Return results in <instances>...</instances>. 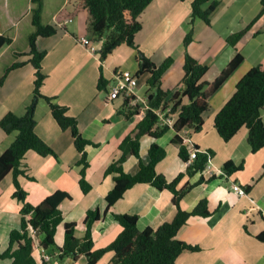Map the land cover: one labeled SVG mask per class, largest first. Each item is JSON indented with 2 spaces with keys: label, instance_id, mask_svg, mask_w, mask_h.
<instances>
[{
  "label": "crops",
  "instance_id": "crops-1",
  "mask_svg": "<svg viewBox=\"0 0 264 264\" xmlns=\"http://www.w3.org/2000/svg\"><path fill=\"white\" fill-rule=\"evenodd\" d=\"M220 6L215 11L211 24L202 18H192L193 0H153L141 14L142 30L136 36L139 49L155 62L161 64L169 56H174V63L166 71L163 88L169 92L184 88V62L188 51L209 69L204 80H214L238 52L245 55L241 65L230 75L210 99V108L204 113L205 123L200 131L185 127L180 131L182 137H189L193 144L203 151L214 152L213 164L223 169L226 161L233 159L237 164L244 163V168L228 176L210 177L198 172L186 174L178 184L182 188L186 183H195L194 187L182 198L184 209L192 210L204 198L209 201L213 212L208 217L191 216L180 229L178 237L193 244H199L200 250H185L179 257V264H264V242L256 236L264 230V147L257 152L249 143V129L244 126L230 140L220 135L215 117L236 90L240 79L249 69L264 63V32L255 34L264 24L262 17L240 42L233 46L227 37L247 26L259 13L262 0H219ZM208 4H205L207 6ZM33 0H0V32L13 38L11 44L0 48V79L16 61L29 60V56L17 55L28 52L32 24ZM174 10L176 13H174ZM51 11V12H50ZM49 12V13H48ZM49 14L47 22L58 26V32L48 37H40L38 45L47 54L43 60V70L47 74L42 87L44 94L54 96L61 105L68 107V113L78 119L83 136L93 141L86 146L90 166L87 179L92 190L85 193L80 185L83 165L78 161L83 153L75 144L72 129H63L55 119L50 104L44 98L36 107V131L56 151L57 155H41L35 150L26 154L25 162L29 165L28 173L35 179L22 175L23 186L29 191V201L39 204L48 195L58 189L71 193L72 198L64 201L62 208L67 221L77 222V236L86 233L85 218L87 211L99 207L106 211L107 194L115 186L114 174H107L108 167L121 158V143L127 136L138 131L140 121L146 115L144 102L148 97V74L139 77L137 102L142 107L133 111L135 103L126 106L125 97L120 95L109 99L111 84L118 69L130 70L136 74L140 63L138 49L126 44L117 47L103 63L101 54L104 38L97 39L91 28V14L84 0H43L42 19ZM28 17L26 28L23 26ZM72 19V20H71ZM193 30L191 42L186 46L184 39ZM178 31V32H177ZM87 37L96 43L99 50H92L79 40ZM24 41L25 47L19 42ZM109 80L107 86L99 87L101 74ZM36 79V68L30 62L14 68L6 74L0 83V120L9 112L23 115L32 103ZM171 97V95H170ZM184 101H188L184 98ZM173 105L160 107L161 117L171 116L174 123L178 112H171ZM163 123V120H162ZM178 131L174 124L162 136L150 134L141 138L140 156L129 155L123 166L127 172L136 173L140 161H150L149 150L154 142L166 148V156L157 164L159 173L172 181L186 167L179 154V148L173 143ZM17 132L7 133L0 126V156L16 139ZM204 181L199 182L202 176ZM234 183L247 186L253 184L245 194H239ZM245 188V187H244ZM15 191L14 176L10 172L0 183V246H9L10 232L19 228L22 221L23 203L13 196ZM174 192L160 189L151 183H137L126 191L122 198L111 207L104 217L94 226L95 247L107 246L121 233L123 227L115 218L114 212L137 214L138 226L159 227L166 221H172L177 213L173 202ZM58 247L65 242V226L62 224L56 234ZM42 260L39 248L36 250ZM48 255H58L57 249H48ZM54 254V255H53ZM115 252H107L97 264H116ZM57 260V259H56ZM68 264H87L86 255L77 261L66 260ZM56 264H60L57 263ZM53 263V264H55ZM0 264H11L10 259Z\"/></svg>",
  "mask_w": 264,
  "mask_h": 264
},
{
  "label": "trees",
  "instance_id": "trees-1",
  "mask_svg": "<svg viewBox=\"0 0 264 264\" xmlns=\"http://www.w3.org/2000/svg\"><path fill=\"white\" fill-rule=\"evenodd\" d=\"M86 7L91 14L90 28L97 39L104 42L100 49L101 70L106 58L120 45L127 43L137 48L140 53L138 76L148 74L149 85L148 97L144 105L146 115L138 125V131L133 136H127L121 143L123 155L113 162L107 169V174H114L115 186L107 194L108 206L106 211L99 207L87 211L85 218L86 233L84 237L77 236V222L67 221L62 208L64 201L72 198L70 192L62 189L56 190L48 195L39 204L29 201V191L23 186L20 177L30 176L29 165L25 162L26 154L35 150L41 155H57L55 149L47 143L36 131V107L38 101L44 98L50 104L52 113L63 129H72L75 137L76 147L83 153L78 161L83 165L80 185L85 193L92 190V184L87 179V170L90 162L86 152V146L93 143L83 136L78 125V119L68 113V107L61 105L54 96L43 93L42 87L47 74L43 70V60L47 51L41 50L38 45L40 37H48L58 32V26L52 23H43L42 10L43 0H33L32 23L35 30L29 36L28 52L17 55L29 56V60L16 61L7 69V73L17 67L30 62L36 68V79L32 103L27 107L23 115L14 111L7 112L0 120V126L7 132H17L16 139L0 156V183L10 173H13L15 191L13 196L23 203L22 221L19 228L10 232L9 246L2 249L0 246V261L10 259L11 264H65L66 259L72 258L77 261L81 255L88 258L87 264H97L98 261L109 251H114L113 262L116 264H179L178 257L185 250H200L199 244H193L178 237L180 229L189 221L191 216L212 215L207 198L202 199L194 209L187 210L181 205L182 198L194 187L195 183H186L182 188L178 184L186 174L194 175L203 172L208 163L209 154L214 157L211 149L207 152L200 151L193 163L186 165L185 169L172 181L157 170V164L167 154L165 147L154 142L149 150L150 161H140L139 170L136 173L127 172L124 169V162L129 155L140 156L141 138L150 134L155 137L162 136L171 127V124L162 123L157 109L164 104H172L171 112H178L174 128L178 131L173 138V143L179 148V154L185 163L190 158L191 147L180 135L185 127H191L194 131L202 130L205 117L204 113L210 108V99L230 75L241 65L245 55L241 52L235 54L228 65L212 81L204 80L209 69L208 64L202 63L188 51L186 52L183 78L184 88L169 92L163 88V78L174 63L173 56H169L158 64L151 57H148L140 49L136 42L137 34L142 30L143 23L141 14L153 0H84ZM205 4H208L205 6ZM220 6L219 0H193L192 21L196 18L204 19L211 24L212 17ZM264 17V0L262 7L256 17L244 28L235 31L227 37L228 43L236 46L238 42L248 33L253 26ZM264 32L263 26L255 32ZM193 31L185 37V45L191 42ZM13 38L0 32V48L5 44H11ZM6 73V74H7ZM6 74L0 79L3 83ZM109 80L105 74H101L99 87L107 86ZM171 95V97H170ZM187 98V102L184 98ZM132 99L135 96L131 97ZM130 97L125 98L126 106L130 103ZM142 102H136L134 110L127 112V115L137 113L142 107ZM215 124L224 140L228 141L234 137L242 127L249 129V143L254 152L264 147V63L249 69L240 79L236 90L229 100L218 111L215 117ZM193 147L199 148L193 144ZM244 168V163L237 164L233 159L225 162L223 170L226 176ZM221 176L219 173L211 176L212 179ZM203 175L199 182L204 181ZM137 183H151L160 189H170L174 192L173 202L178 210L172 221H166L159 227L148 226L140 229L138 226L139 216L137 214L114 212L115 218L120 222L123 229L121 233L110 244L96 248L94 239V226L100 221L105 213L122 198L126 191ZM253 184L244 186L246 191L251 189ZM65 226V242L63 247H58L56 234L61 225ZM264 242V230L256 236ZM58 250V255L50 260L40 259L36 253L38 248L46 251L50 248ZM54 255V254H53ZM57 259V260H56ZM56 264V263H55Z\"/></svg>",
  "mask_w": 264,
  "mask_h": 264
},
{
  "label": "built area",
  "instance_id": "built-area-1",
  "mask_svg": "<svg viewBox=\"0 0 264 264\" xmlns=\"http://www.w3.org/2000/svg\"><path fill=\"white\" fill-rule=\"evenodd\" d=\"M79 40L81 42H83L84 44H86L87 46H89L92 50H94V51L99 50V48L96 46V43L93 42L91 39L83 36V37H80ZM138 85H139V77L137 74H135L134 72H132L130 70L118 69L115 72V80H114L113 84H111V90L109 92V99H115V98L119 97L120 95L124 96L125 98H127V97L131 98L132 96H135V98L130 99V104L136 103L138 101V98H137V87H138ZM145 108H147V103H146ZM159 111H160V107L157 109V112L160 114ZM160 117H161V114H160ZM161 119L163 120V123H168L171 125L174 124V120L171 116L169 118L167 116H163V117H161ZM183 138H184L186 143L191 142V139L189 137H183ZM200 151H202L200 148H196V147L191 146V154H190V158L188 160L189 164L193 163L194 159L197 157V154ZM203 152H207V150H203ZM204 171L210 177L215 175V173L216 174L219 173V174L225 176L223 169H217L214 166L213 156L211 154H209L208 163H207ZM233 187L241 195L246 193V189L238 183H234ZM39 250L41 251L42 259H45V260L51 259L52 256L48 255L44 248H39ZM65 264H67V263H65Z\"/></svg>",
  "mask_w": 264,
  "mask_h": 264
},
{
  "label": "rangeland",
  "instance_id": "rangeland-1",
  "mask_svg": "<svg viewBox=\"0 0 264 264\" xmlns=\"http://www.w3.org/2000/svg\"><path fill=\"white\" fill-rule=\"evenodd\" d=\"M50 12H51V11H50ZM48 13H49V12H48ZM174 13H176L175 10H174ZM31 16L33 17V13H32V15L29 16V18H31ZM48 19H49V14H48V17H47V15L44 13V17H43L42 21H43V22H47ZM28 20H29L28 17H25V19H24V21H23V26H24L25 28H26V26H27V25H26V24H27L26 22H28ZM190 22H193V21H192V18L190 19ZM32 24H33V23H32ZM34 29H35V26H34V28H33V27L31 28V32H32ZM191 30H192V28H191ZM192 31H193V30H192ZM177 32H178V31H177ZM247 34H248V33H246L245 35H247ZM245 35H244V36H245ZM27 41H29V39H28ZM239 42H240V41H239ZM239 42H238V43H239ZM24 43H26V42H24V41L21 40V41L19 42L20 47H25V46L27 45V44H24ZM27 43H29V42H27ZM124 44L128 45L127 43H124ZM184 44H185V39H184ZM122 45H123V44H122ZM128 46H130V45H128ZM131 47H132V46H131ZM133 48H134V47H133ZM134 49H137V48H134ZM142 52H143V51H142ZM139 54H140V53H139ZM173 58H174V56H173ZM138 67H139V64H138V66H137V69H138ZM192 129H193V128H192ZM193 130H194V129H193ZM51 249H52V248H51ZM54 249H55V247H54ZM52 250H53V249H52ZM68 259H69V258H68ZM66 260H67V259H66ZM57 261H58V260H57ZM66 262H67V261H66ZM67 264H68V263H67Z\"/></svg>",
  "mask_w": 264,
  "mask_h": 264
}]
</instances>
